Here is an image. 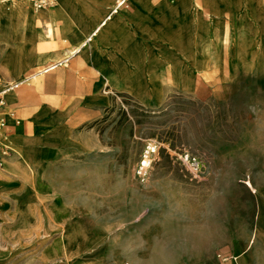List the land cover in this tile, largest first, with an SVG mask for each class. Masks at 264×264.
<instances>
[{
  "label": "rangeland",
  "instance_id": "374dc122",
  "mask_svg": "<svg viewBox=\"0 0 264 264\" xmlns=\"http://www.w3.org/2000/svg\"><path fill=\"white\" fill-rule=\"evenodd\" d=\"M254 56L243 55L237 71L231 61L224 75L246 74L214 93L202 88L158 104L118 94L103 115L74 128L88 143L95 137L96 148L66 152L61 140L53 143L52 152L64 154L49 158L43 182L31 181L37 174L28 154L7 136L25 190L15 208H0V264H243L232 257L239 248L246 264H264L256 194L242 183L250 180L264 206V58L258 71ZM44 90L37 86L24 102ZM52 132L63 134L58 126ZM150 139L160 144L140 183L134 171ZM185 152L200 157L198 173L183 161ZM34 190L47 192L42 208H28Z\"/></svg>",
  "mask_w": 264,
  "mask_h": 264
},
{
  "label": "crops",
  "instance_id": "0c3cea01",
  "mask_svg": "<svg viewBox=\"0 0 264 264\" xmlns=\"http://www.w3.org/2000/svg\"><path fill=\"white\" fill-rule=\"evenodd\" d=\"M54 1L53 7L34 11L28 0H0V75L7 80L0 83L2 116L11 143L34 166L37 177L31 181L43 182L49 158L64 154L53 153V143L61 140L66 152L95 149V137L88 143L85 131L74 128L103 115L118 94L158 104L171 95H197L202 88L214 93V88L240 82L245 72L229 77L222 70L232 61L237 71L247 53L256 54L255 68L262 70L264 0H129L109 19L115 0ZM32 75H40L32 88L18 84ZM43 85L46 91L34 103L24 102L25 95ZM56 126L62 136L52 132ZM36 148L40 151L32 162ZM6 164L0 169V208H7V202L15 208L25 190L24 172L12 151ZM248 181L242 183L256 194V222L261 226L262 199ZM46 193L29 194L28 208H42L39 197ZM53 202L54 197L44 208ZM253 242L250 237L248 244ZM245 253L236 249L233 260L246 264Z\"/></svg>",
  "mask_w": 264,
  "mask_h": 264
},
{
  "label": "built area",
  "instance_id": "2783aa9c",
  "mask_svg": "<svg viewBox=\"0 0 264 264\" xmlns=\"http://www.w3.org/2000/svg\"><path fill=\"white\" fill-rule=\"evenodd\" d=\"M129 0H115L114 5L110 8L109 13L107 14L105 19H109L113 14L117 13L120 8L126 7L127 2ZM31 5L34 11L41 10L42 8H50L53 7L55 4L54 0H31ZM95 31L92 32L89 36H87L83 42V45H86L90 42L91 37L94 35ZM35 77L29 76L21 80L18 84H29L32 79ZM17 87V83L14 85ZM2 108H3V101H2V94L0 93V162L2 159L7 156L11 152V148L7 144V135H8V124L6 123V119L2 116ZM12 118L14 119V124H18L19 120L15 116L13 112L10 113ZM159 142L157 139H150L144 145L142 149V153L140 159L136 165L134 175L136 179L140 183H144L147 180L148 173L150 167L153 162V154L156 151L157 147L159 146ZM183 161L187 164L190 170L194 173H198L200 171L201 166V159L198 155L185 152L182 156Z\"/></svg>",
  "mask_w": 264,
  "mask_h": 264
},
{
  "label": "bare ground",
  "instance_id": "6f19581e",
  "mask_svg": "<svg viewBox=\"0 0 264 264\" xmlns=\"http://www.w3.org/2000/svg\"><path fill=\"white\" fill-rule=\"evenodd\" d=\"M78 51V50H77ZM2 101H3V99H2ZM3 103H4V101H3ZM8 156V155H7ZM7 156H5V157H7ZM5 157L3 158V159H5ZM3 159H2V161H3ZM2 161L0 162V164L2 163Z\"/></svg>",
  "mask_w": 264,
  "mask_h": 264
}]
</instances>
